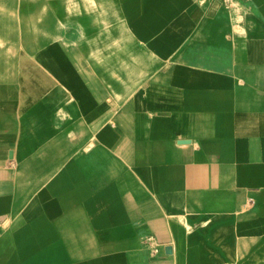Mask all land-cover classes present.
Returning <instances> with one entry per match:
<instances>
[{
    "label": "crops",
    "instance_id": "crops-1",
    "mask_svg": "<svg viewBox=\"0 0 264 264\" xmlns=\"http://www.w3.org/2000/svg\"><path fill=\"white\" fill-rule=\"evenodd\" d=\"M0 264H264V0H0Z\"/></svg>",
    "mask_w": 264,
    "mask_h": 264
},
{
    "label": "water",
    "instance_id": "water-1",
    "mask_svg": "<svg viewBox=\"0 0 264 264\" xmlns=\"http://www.w3.org/2000/svg\"><path fill=\"white\" fill-rule=\"evenodd\" d=\"M165 252L169 253L170 252V248L169 247H166L165 248Z\"/></svg>",
    "mask_w": 264,
    "mask_h": 264
}]
</instances>
